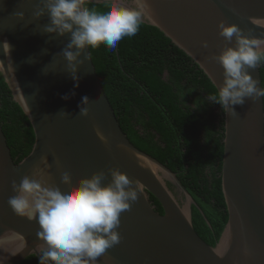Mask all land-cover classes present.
Segmentation results:
<instances>
[{
    "label": "water",
    "instance_id": "1",
    "mask_svg": "<svg viewBox=\"0 0 264 264\" xmlns=\"http://www.w3.org/2000/svg\"><path fill=\"white\" fill-rule=\"evenodd\" d=\"M125 2L135 7V0ZM38 3L0 0V74L34 134L31 151L16 164L0 124V264H20L31 255L40 259L37 220L15 214L8 199L15 195L12 182L19 184L25 175L31 176L42 156L51 166L47 170L49 183L61 188L67 187L61 183L62 171L71 173L73 185L99 171L105 172L103 184L107 185L111 181L108 169H118L140 182L138 199L120 215V243L106 250L97 264H264L263 98L255 102L246 98L243 105H235L236 116L224 111L221 189L227 221L211 247L193 228L194 201L175 173L137 149L121 130L89 49L80 57L83 65H78L73 79L59 55L70 42V34L44 33L42 27L49 18L34 19ZM147 3L150 15L143 24L157 28L196 63L217 93L224 70L212 57L234 46V40L228 44L219 36V22L236 24L245 35L264 38V0ZM18 11L24 13V20L17 18ZM5 41L9 52L3 49ZM202 42H207V47H202ZM249 73L261 86L259 65ZM84 96L89 100L84 105L88 114L81 116L79 105ZM97 128L107 143L97 137ZM168 184L183 195L181 203ZM149 194L160 204L162 214L151 205Z\"/></svg>",
    "mask_w": 264,
    "mask_h": 264
},
{
    "label": "trees",
    "instance_id": "2",
    "mask_svg": "<svg viewBox=\"0 0 264 264\" xmlns=\"http://www.w3.org/2000/svg\"><path fill=\"white\" fill-rule=\"evenodd\" d=\"M108 5L87 3L100 11ZM89 51L121 130L137 149L175 173L194 201L195 232L215 246L227 221L221 189L224 111L207 99L218 94L215 87L196 63L147 24L119 41L117 52L104 44ZM259 73L264 87V61ZM0 124L17 164L31 151L34 134L1 74ZM148 197L162 214L158 201ZM20 264L39 260L31 255Z\"/></svg>",
    "mask_w": 264,
    "mask_h": 264
},
{
    "label": "clouds",
    "instance_id": "3",
    "mask_svg": "<svg viewBox=\"0 0 264 264\" xmlns=\"http://www.w3.org/2000/svg\"><path fill=\"white\" fill-rule=\"evenodd\" d=\"M15 15L19 20L25 19L22 11ZM45 15L49 23L42 27L44 33L60 37L70 34V42L59 55L76 79L78 65H83L80 57L87 49L104 44L108 50H115L124 37L138 33L150 9L147 0H135V7H129L125 0H110L104 11L89 8L87 0H39L33 17L39 20ZM217 27L219 36L228 44L234 40V46L225 47L220 55L212 57L223 68L224 80L218 94L207 99L236 116L235 105H243L246 98L253 102L264 98V87H258L259 82L249 73V69L264 61V38L245 35L236 24L226 25L224 21ZM202 47H207V42H202ZM3 49L10 50L6 41ZM88 103V97H82L79 115L88 114L84 107ZM96 135L102 142H108L99 128ZM39 165L19 184L12 182L15 195L8 199V206L15 214L37 220L36 235L42 241L37 245L39 264H97L106 250L120 243L117 231L120 215L130 209V202L138 199L140 182L130 180L118 169H108L111 181L107 185L103 184L104 171L73 185L71 173L62 171L61 183L67 187L61 188L49 183L47 170L51 166L46 156L40 158Z\"/></svg>",
    "mask_w": 264,
    "mask_h": 264
},
{
    "label": "flooded vegetation",
    "instance_id": "4",
    "mask_svg": "<svg viewBox=\"0 0 264 264\" xmlns=\"http://www.w3.org/2000/svg\"><path fill=\"white\" fill-rule=\"evenodd\" d=\"M171 191L173 192V194H174V196L177 198V200L179 201V203H181L182 202V200H183V195H181L179 192H178V190H177V188H175L174 186H171Z\"/></svg>",
    "mask_w": 264,
    "mask_h": 264
}]
</instances>
